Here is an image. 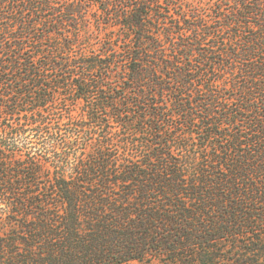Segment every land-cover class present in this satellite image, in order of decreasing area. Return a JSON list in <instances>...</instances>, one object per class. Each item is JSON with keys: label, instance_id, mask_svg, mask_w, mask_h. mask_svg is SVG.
<instances>
[{"label": "trees", "instance_id": "16d2710c", "mask_svg": "<svg viewBox=\"0 0 264 264\" xmlns=\"http://www.w3.org/2000/svg\"><path fill=\"white\" fill-rule=\"evenodd\" d=\"M187 1L0 0V264H264V0Z\"/></svg>", "mask_w": 264, "mask_h": 264}, {"label": "rangeland", "instance_id": "374dc122", "mask_svg": "<svg viewBox=\"0 0 264 264\" xmlns=\"http://www.w3.org/2000/svg\"><path fill=\"white\" fill-rule=\"evenodd\" d=\"M215 2H217V0H188L187 1V3L190 4V6L199 9L200 12H202V13H203V11H209L210 8H212V6L215 4ZM184 6H186V5L184 4ZM177 12H179V11H177ZM83 28H85V27H83ZM90 31L94 32V35L90 38V40H94L93 43L96 42V45H98V42H100V38L104 37L105 33L107 32V28L105 26H103V33L100 34L98 32V29H96V27L93 23L92 29ZM226 36H228V33H226ZM88 41H89V39H88ZM86 48H90V50H91L95 47L88 45V46H86Z\"/></svg>", "mask_w": 264, "mask_h": 264}]
</instances>
